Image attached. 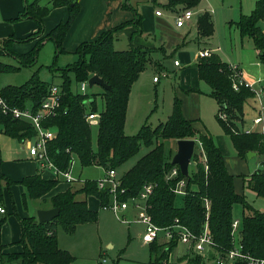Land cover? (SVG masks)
<instances>
[{
    "label": "trees",
    "instance_id": "16d2710c",
    "mask_svg": "<svg viewBox=\"0 0 264 264\" xmlns=\"http://www.w3.org/2000/svg\"><path fill=\"white\" fill-rule=\"evenodd\" d=\"M156 2L155 0H150ZM201 0H166L163 8L172 12L196 8ZM137 3L123 0L121 7L131 10L133 17L119 25L103 31L95 40L82 42L73 53L78 55L77 61L64 68L50 67L52 72L57 71L61 78L60 84L41 80L37 72L20 85H5L0 88V96L8 106L23 109L30 107L33 112L40 110L42 100L47 96L49 87L57 85L60 90L61 101L54 114L44 117L42 125L54 131L55 136L46 144L50 160L61 170L70 166L72 159L77 158L81 166L97 165L116 170L125 161L135 155L142 145L152 148L128 170L120 175L121 187L126 192L122 199L135 197L143 185L152 184L153 190L148 198V212L152 221L158 226H168L177 218L192 232L199 233L207 220L216 250L228 251L232 247V238L239 235V242L244 251L255 257H264V213L258 212L244 199L242 194L234 188L233 175L225 166L221 150L215 144L212 136L207 133H198L193 127V121L183 116L181 101L175 96L172 109L164 122L155 127L144 124L134 135L124 132L127 114L129 92L132 84L151 60L154 50L147 46H133L131 39L134 35H143L142 14ZM65 6L68 9L66 20L54 26L34 46L19 53L11 47L12 37L3 40L5 53L14 56L19 66H32L36 63L39 48L44 39L54 42L55 52L63 53V40L73 21L79 13L76 2L69 0H49L47 4H40V0L25 3L18 19H33L39 24V29L28 35L27 39L38 37L42 32V20L52 8ZM264 21V0H256L254 9L249 14H240L234 22L242 38H248L257 51V59L264 62V30L260 22ZM131 26L132 36L129 38V48L117 50L114 48L115 32ZM196 28L201 38L213 35L214 26L209 12H200L196 19ZM162 49V47H160ZM159 48V49H160ZM163 50V49H162ZM164 56L166 55L164 53ZM157 67V62L153 63ZM19 66L9 65L0 61V73L19 70ZM198 77L206 82L210 88L208 96L213 98L217 105L216 120L223 132L229 136L237 155L246 158L248 152L264 155V134L252 131L244 133L239 124L243 120V104L247 98L253 96L252 91L244 86L234 89L232 86V65L222 61L218 54L199 57L195 63ZM77 83L98 75L109 89L99 93H81L71 90V76ZM159 79V77H157ZM264 87V84L262 85ZM97 97L102 101L98 107ZM99 113L97 123L96 148L92 143L90 123L85 119L87 113ZM219 112L226 115V119L219 117ZM0 132L10 137L24 141L35 135L33 126L26 120L13 118L12 115L0 110ZM160 139H195V147H201L205 155V163L197 161L196 152L191 161L194 169L191 173L182 175L179 167L172 164V153L166 149ZM190 161V163H191ZM2 155L0 149V207L3 203V185L8 190L13 184H21L25 191L22 193L23 202L26 199H39L47 194L57 180L44 178L40 173L24 176L14 180L1 171ZM205 165L207 168H205ZM173 166L178 167L177 175L167 179L166 175ZM189 168V167H188ZM252 188L264 196V171L255 170L249 175ZM185 180V191L181 205H176L177 194L173 189L178 180ZM93 195L98 198L100 207L110 202V194L105 189H98L95 180H85L78 187H69L66 190L52 195L49 199L52 207L59 209V214L51 221L40 223L36 216L20 217L21 245L18 252H5V246L0 239V263L8 264H70L74 256L58 245L56 229L61 227L64 232H74L77 224L96 222L98 211L87 206L86 197ZM80 196V199L77 198ZM208 204V212L206 210ZM240 203L248 214H243L239 221L237 234H231L232 209L234 204ZM1 213V212H0ZM206 213L208 218L206 219ZM245 213V212H244ZM6 216L0 217V231ZM233 236V237H232ZM177 245L176 241L166 243L155 240L148 244L149 264H165L170 252ZM154 255V259H152ZM212 260V257L209 256ZM182 259V258H181ZM187 264H202V257H193L185 254ZM234 264H243L235 262Z\"/></svg>",
    "mask_w": 264,
    "mask_h": 264
},
{
    "label": "rangeland",
    "instance_id": "374dc122",
    "mask_svg": "<svg viewBox=\"0 0 264 264\" xmlns=\"http://www.w3.org/2000/svg\"><path fill=\"white\" fill-rule=\"evenodd\" d=\"M1 1L8 3V1L11 0ZM21 1H23L21 3H23L24 7L25 3H29L33 0ZM47 1L48 0H42L41 3L46 4ZM134 1L135 0H131L132 3H134ZM155 1L156 2L154 3L150 0L140 1L138 10L142 14L143 20L145 18V23H150V18L148 17L147 12L141 11V6L151 7L152 9H157L161 12L163 31L161 35L158 34V37L162 36V40L167 44L169 37L175 35V18L178 14H181L183 10L172 12L163 8L162 4H164L166 0ZM255 2L256 0H201L196 8L190 9L193 16L189 23H192V25L196 23L197 15L200 13L199 9L201 12H209L215 29V35L212 40L213 46H218L220 48L221 51H219V54L222 59L227 61L224 56H228L230 59L229 62L240 63V59H242V51L241 47H238L240 46L239 41H243V43L249 42L252 46L253 44L250 39L241 38L234 22L239 19L240 14H249L254 9ZM9 5L11 4L9 3ZM148 13H151V11ZM17 17L18 13L14 18L9 17L5 19V23L8 24L9 28L5 33H3V27L0 26V61L13 66H19V63L14 56L5 53L2 48L3 40L12 37L11 45L17 47L20 52H24L32 47L33 41L37 37L27 39V35L33 31H21V24L24 23V21L29 20L37 24L39 29V24L35 20L18 19ZM18 26L19 29L17 28ZM260 26L261 29L264 30V21L260 22ZM183 28L186 30V33L188 32L187 41H189V44L175 49L173 48V50L166 52V55L171 53V55L167 57L164 56L162 51L154 49L151 52V60L153 63L157 62L160 64V67H157L153 63H148L145 69L140 73L139 79L132 84L129 92V103L127 107L128 111L124 125V132L127 135H134L144 124H149L151 127H155L159 123L164 122L171 112L173 98L175 96L194 111L200 108V117L197 120H193V127L197 130V134L203 133L199 129L202 127L204 132H207L212 136L215 144L221 148L220 150H222L224 162L230 166L229 168L233 172L234 188L236 192L243 195L244 199L252 209L264 213V196L258 194L249 182V175L257 169L260 170L261 161L264 160V155H255L246 158H241L237 155L229 136L223 132L221 126L216 120L215 115L218 105H216L213 98L208 96L210 88L206 82L199 80V85H197L199 91L197 94H191L190 92L186 93V91L184 92L178 87L187 79L188 81L197 79L194 70L195 67L193 65L194 55L198 49L197 46L194 45V27L189 29L187 23ZM230 34L236 38V42L238 43L237 47L232 52L228 50L227 37ZM148 35L149 34L146 33V36ZM113 45L115 49L123 50L129 48V41L126 36H122L121 38L115 39ZM244 48H247V44ZM56 54L54 42L50 39H44L39 48L36 63L32 66H19V70L16 71L0 73V88L8 84L20 85L28 80L34 72H37L38 77L45 82L60 84L61 78L57 76L58 72H52L50 67L55 66V68H64L67 65H71L77 61L78 55L70 52L60 53L56 57ZM188 55L189 60L187 59ZM174 60L180 62V66H174ZM261 63L264 65V62ZM182 69L186 70L185 75H187L188 78H186L185 75L183 76V74L180 76ZM154 75L160 77L159 82L155 84L152 82V77ZM70 76L71 90L79 93L80 83H77L74 80L72 73H70ZM141 87L142 90L140 92L139 90ZM100 91H102V88L98 85H93L91 88L88 87L86 90L88 93H99ZM197 97L199 98V104ZM252 97L247 98L244 101L242 110L243 121L244 126L247 128H254L255 131H258L261 125H264V122L259 126L254 127L253 120L258 116L262 117L264 120V99L262 100L263 109L261 110L259 102ZM97 104L99 108L102 107V101L99 97H97ZM5 114L11 115L9 113ZM239 127L242 131L245 129L241 125ZM91 131L93 147L96 148L97 123L91 124ZM33 137L34 136L28 139ZM159 141L162 142L164 147L172 153V156L175 154L176 140L160 139ZM151 148L152 146L142 145L135 155L116 169L117 174L119 176L122 175L123 172L132 167L136 161ZM0 149L2 158L15 159V162L24 161V165H33L34 167L36 165L34 163H37L35 159L28 155L26 141L22 142L18 138L1 134ZM195 150L198 151V148L195 147ZM196 159L197 161H201L199 156H196ZM188 167L189 173H191L194 169L192 161ZM40 173L47 176V178H51L50 176L52 175L48 169H44ZM71 174L76 179V181L71 183L72 186L78 187L85 180L97 181L102 179L105 175V170L103 167L97 165L81 166L78 159L74 158L73 163L71 164ZM57 181V184L45 194L44 197L39 199H27L26 202H23L22 193L24 192V188L21 184H13L10 187V190H8L6 185H3L2 206L6 208V212L4 214L0 213V217L2 215L7 217L6 221L3 223L6 225L5 227L9 229L12 228V223L19 221L18 216H28L30 214L37 216V212L40 210L39 208L47 207L50 204L49 199L51 194L56 193V190H60L56 187L57 185L59 187V184H63V181ZM77 198L80 199V196ZM91 198L89 199V204L94 205L95 208L92 209L98 211L99 217L96 222L77 224L75 231L72 233L64 232L61 227H57L56 229L59 247L68 250L74 256V260L70 264H149L150 253L148 245L144 244L141 240L144 225L137 220L142 208H136L133 204L128 203L127 209L125 211H120L118 216H116L111 210L100 207L95 197ZM181 203L182 194H177L175 204L178 206L181 205ZM243 214H248L247 209H244L240 203L234 204L232 218L240 221ZM237 231L238 227L235 228L233 233L237 234ZM233 233L231 229V234ZM158 241H163V239L160 238ZM238 241L239 235L237 234L235 239L232 238V244L234 245ZM185 254H188L190 257L198 255L190 250L187 245L178 242L170 252L165 264H187L186 259H183ZM215 255V251H210L206 256H199L202 257V264H216ZM209 256L212 257V260H208L210 259ZM152 257V259H154V255Z\"/></svg>",
    "mask_w": 264,
    "mask_h": 264
},
{
    "label": "crops",
    "instance_id": "0c3cea01",
    "mask_svg": "<svg viewBox=\"0 0 264 264\" xmlns=\"http://www.w3.org/2000/svg\"><path fill=\"white\" fill-rule=\"evenodd\" d=\"M41 1L42 0H40V4H44V3H41ZM48 1H47V3H48ZM69 1L76 2L78 4L79 13L76 16L75 20L73 21L72 25L70 26L69 30L67 31V33L65 35V38H64L63 44H62L63 49H64L63 53H70V52L73 53L74 50L78 47V45L80 43L86 42V41H93L103 31L111 29V28L119 25L122 22L130 20L133 17V13L131 10H127V9H124L121 7L123 0H69ZM139 1H147V0H135L134 3H137ZM21 2H23V1L11 0V1H8V3H5L4 1L0 0V20H1L0 26L3 27V33H5L6 31L9 30L8 24L5 23V19H7L9 17L14 18L17 13L19 14L23 10V3H21ZM9 3L11 5H9ZM12 4H14V5H12ZM141 11L147 12L148 17L150 18V23H145L146 20L144 18L143 23H142L144 33H143V35H134L132 37L131 43L133 46H139V45L143 46L144 45V46L151 47L153 49H157V50H160V51L166 53L168 51L173 50V48L175 49V48H178L180 46L188 45L189 44V41H187L188 32L186 33V30H184L183 27L187 23H188L189 29L191 27L192 28L194 27V31H195V35L193 37L194 45H196L198 49L196 50L195 55H194V64L193 65L195 67L194 70H195V74L197 76V79H193L191 81H188V79H187V80L183 81L182 84L179 85L178 87L182 91H184V92L186 91V93L190 92L191 94H197V92L199 91L197 88V85H199L200 79L198 77V72H197V68L195 66V63H196L197 59L200 57L199 56L200 51L207 49L211 53L218 54L222 61L225 60V59H222L221 55L219 54V51H221L220 48L218 46H213V44H212V40H213L214 35H215V29H214L213 35L210 36L209 38L199 37L198 31L196 28V23H194V25H192V23H189L190 20L192 19V16H193V14H192V16L182 26H176L174 23L175 35L170 36L169 41L166 44V42L162 40V36L158 37V34L161 35V33L163 31V23H161V14L156 15L155 12L157 11V9L155 10V9H152L151 7H147V6H141ZM150 11H151V13H148ZM145 12H143V13H145ZM199 12H201L200 9H199ZM67 16H68L67 7L62 6V7L52 8L50 10V12L43 18V20H42V24H43L42 32L37 38H35V40L33 41L32 47L34 46L35 42L39 38H42L54 26H56L61 21L66 20ZM21 26H22L21 31H33V32H30L28 35L36 32L38 30L37 24H35L29 20L24 21V23H22ZM230 26H231V24H230ZM17 28L19 29V26ZM132 32H133V28L131 26H127V27L115 32L114 35H115L116 39L121 38L122 36H126L128 41H129V38L132 36ZM146 33H148L149 35L146 36ZM227 38H228V50L230 52H232L237 47L238 43L236 42V38H234L231 34ZM239 43H240V46H238V47H241V51H242V56H241L242 59H240L241 62L240 63L229 62L230 59L228 58V56H224L227 59V61L225 60L224 62H226L227 64H230V65L237 66L245 80L257 82L259 84H264V65H262L263 63L258 61L257 51L255 50L254 46H252L251 43H249V42L243 43V41H239ZM246 44H247V48H244ZM11 47L14 51H17L19 53L26 52V51L20 52V50L13 45H11ZM160 47H162L163 50ZM222 55H224V54H222ZM187 59L189 60V55H188ZM180 64L181 63L179 62L178 65L174 64V66H180ZM158 67H160V64ZM185 71H186L185 69H182L180 76H182V74L184 76L186 73ZM180 76H179V78H180ZM185 76H186V78H188L187 75H185ZM138 79H139V77L137 78V80ZM159 80H160V77H159L158 81L155 82L152 80V82L155 84V83H158ZM260 81H262L263 83ZM190 83H191V85H190ZM141 90H142V87L140 88L139 91L141 92ZM252 98L255 99L254 97H252ZM197 101L199 104V98L197 99ZM215 103H216V101H215ZM216 105H217V103H216ZM127 107H128V105H127ZM181 109H182L183 116L187 119H190L193 121V120H197L200 117V113H201L200 108L194 111L190 107H188V105L184 104V102H182V100H181ZM127 111H128V108H127ZM126 116H127V114H126ZM263 122H264V120H263ZM260 124H262V123L253 124V126L257 127ZM240 125L243 128L248 129L246 126H244L243 120H242L241 124H239V126ZM262 126H264V125L262 124L261 127ZM261 127H260V129L259 128L258 129L261 130ZM199 129L201 130V132L204 133V129L202 127H200ZM250 129H254V128H250ZM1 134H4V133L0 132V135ZM24 141H22V142H24ZM219 149H221V148L219 147ZM221 152H222V150H221ZM1 155H2V153H1ZM28 155H29V152H28ZM255 155H257V154H255ZM14 160L15 159L2 158V164H1L2 173L8 177L13 178L14 180H19V179L23 178L24 176L33 175L37 172L40 173L41 171H43V169L40 168L38 163H34L37 165V166L35 165V167H34L33 165H24L25 164L24 161L23 162H15ZM29 163H31V162H29ZM225 166H226V169L228 170V172L233 175V172L229 168L230 166H228V164H226V163H225ZM50 174H52V173L50 172ZM41 176L44 178H47V176H44L43 174H41ZM50 177L52 179H54L53 174ZM59 181H63V184H59V187L57 185L56 188L60 189V190H56L57 191L56 193L62 192L64 190H66L67 188L72 187L71 183H68V182L64 181L63 179H59ZM24 191H25V189H24ZM56 193H54V194H56ZM54 194H51V196ZM91 197H95V196H93V195L87 196L86 202H87V206L89 208L91 207L90 209H92V208L94 209L95 206L89 204V199ZM27 199H29V198H27ZM91 199H93V198H91ZM96 199H97V202L99 203L98 198H96ZM99 205H100V203H99ZM51 207L52 206L50 203L47 207H41L39 209H49ZM5 210H6V208H5ZM28 216H34V215L30 214ZM28 216L26 215V216H21V217H28ZM5 226L6 225L3 224L1 227V231H0L1 242L5 246L3 251H5V252H18V251H20L22 247L20 244L17 243V241L20 239V233H21L19 221L12 223V228H10V229L6 228ZM36 264H43V263H36Z\"/></svg>",
    "mask_w": 264,
    "mask_h": 264
},
{
    "label": "built area",
    "instance_id": "2783aa9c",
    "mask_svg": "<svg viewBox=\"0 0 264 264\" xmlns=\"http://www.w3.org/2000/svg\"><path fill=\"white\" fill-rule=\"evenodd\" d=\"M156 15H160L161 12L157 10ZM192 12L190 10H185L181 14H178L175 18V25L182 26L190 17ZM211 52L207 49L200 51L199 56H209ZM175 65H178L177 60L174 61ZM233 74L232 86L234 89H238L240 86L249 88L253 97L259 102L261 110L263 109L262 100L264 99V87L253 81L245 80L239 71L238 67L232 65ZM157 77L152 78L153 81H158ZM88 88V79L80 82L79 89L81 93H85ZM61 101L60 90L57 85H51L47 96L42 100L40 110L33 112L30 107H25L20 109L18 107H10L7 105L5 100L0 96V110L2 113H9L13 118L26 120L28 121L36 133L33 138L27 139L26 147L28 149L29 155L35 159L39 164L41 169H48L52 174L53 178L56 180L63 179L68 183H73L76 179L71 174V164L66 170L59 169L48 157L46 144L52 139L55 134L51 129H46L42 125V120L45 116L54 114L56 109L59 107ZM219 117L223 120L226 119V115L222 112H219ZM99 113H87L85 114V119L91 124L98 123ZM263 123V118L258 116L253 120V124ZM255 131L254 129H244V133H251ZM264 134V126L261 127V130L257 131ZM196 142V140H195ZM196 152L197 156L200 157L201 162L205 163V155L201 147H198V151L194 148V153ZM193 153V155H194ZM192 155V158H193ZM191 158V159H192ZM194 163V161H192ZM205 168L207 166L205 165ZM260 170L264 171V160L261 161ZM178 167L173 166L170 171L167 173L166 178H172L177 175ZM185 180L180 179L176 182L173 189L174 193L184 195L185 191ZM98 189H105L110 194V202L103 206V209L111 210L116 216L120 211H124L128 207V203H132L136 208H142V211L138 215V222L144 225V231L141 235V240L144 244H149L160 238L164 242L169 243L171 241H176L177 243H183L188 246L190 250L194 253L202 256H206L210 251H215V263L216 264H234L235 262H240L243 264H264V257H255L250 253L244 251L242 244L238 241L236 244L223 253H219L216 250L215 242L209 233L207 220L204 222L201 231L199 233L192 232L187 226L180 223L177 218L174 219L173 223L162 227L156 225L151 218V215L148 212V198L152 193L153 185L145 184L143 185L139 194L135 197H129L127 199H122V196L125 194V188L121 187L120 176L117 174L114 169L105 170V175L102 179L96 181ZM208 204L206 202V210L208 212ZM0 212H4V209L0 207ZM208 218V213H206V219ZM239 225L238 219H233L231 227L232 233L235 231ZM234 234V233H233ZM104 260V259H103Z\"/></svg>",
    "mask_w": 264,
    "mask_h": 264
},
{
    "label": "water",
    "instance_id": "95a60500",
    "mask_svg": "<svg viewBox=\"0 0 264 264\" xmlns=\"http://www.w3.org/2000/svg\"><path fill=\"white\" fill-rule=\"evenodd\" d=\"M98 85L103 89H109L107 85L98 75L94 74L88 79V87ZM195 148V139H178L176 140V152L172 156L171 162L179 167L182 175H188V166L190 164L192 155ZM256 153L248 152L247 157H252ZM59 214L57 207H51L49 209H40L37 212V220L40 223L49 222L53 220Z\"/></svg>",
    "mask_w": 264,
    "mask_h": 264
}]
</instances>
